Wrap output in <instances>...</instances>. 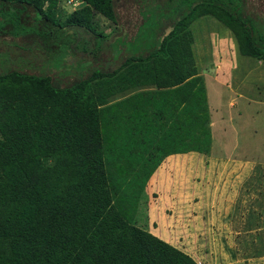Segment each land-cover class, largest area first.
Here are the masks:
<instances>
[{"label":"trees","instance_id":"1","mask_svg":"<svg viewBox=\"0 0 264 264\" xmlns=\"http://www.w3.org/2000/svg\"><path fill=\"white\" fill-rule=\"evenodd\" d=\"M68 1L0 0L1 34L33 30L49 40L42 74L14 67L13 52L0 51V264H200L131 222L115 204L103 110L118 106L113 154L127 192L155 151L210 140L203 85L177 96L172 90L182 91L212 66L197 60L193 23L217 19L233 33L242 56L264 61V21L257 29L243 0H177L166 35L156 32L141 52L117 51L115 40L112 66L93 68L105 41L91 50L83 36L110 37L98 28L96 15L117 22L118 0H80L72 10ZM29 9L46 31L23 23ZM156 13L158 20L164 16ZM80 46L94 56L78 57ZM52 68L61 76L73 69L80 74L61 85L47 73ZM140 94L142 100L124 106L123 98Z\"/></svg>","mask_w":264,"mask_h":264},{"label":"rangeland","instance_id":"2","mask_svg":"<svg viewBox=\"0 0 264 264\" xmlns=\"http://www.w3.org/2000/svg\"><path fill=\"white\" fill-rule=\"evenodd\" d=\"M157 1L166 5L158 7L154 0H118L117 22L96 15L98 28L110 37L83 36L89 39L91 50L105 41L93 68L112 66L115 45L111 44L116 41L117 51L141 52L151 46L156 32L161 37L169 32L173 20L167 15L178 8L177 0ZM73 6L69 3L70 10ZM242 8L260 28L264 0H243ZM156 11L164 15L159 20ZM22 15L29 29L45 30L32 9ZM139 30L143 33L137 36ZM192 30L197 60H209L212 66L182 91L172 90L177 96L203 85L210 140L181 151H155L138 183L126 192L113 154L112 118L118 106L110 104L103 110V128L114 202L131 222L148 228L200 264H264V61L242 56L233 33L215 18L198 19ZM47 41L33 30L17 36L0 33V51L13 52L14 67L21 64L24 67L19 69L42 74L39 68L49 53L45 51ZM82 48L78 57L94 56L84 54ZM47 73L61 85L80 74L73 69L70 75L61 76L53 68ZM144 97H125L124 106Z\"/></svg>","mask_w":264,"mask_h":264},{"label":"built area","instance_id":"3","mask_svg":"<svg viewBox=\"0 0 264 264\" xmlns=\"http://www.w3.org/2000/svg\"><path fill=\"white\" fill-rule=\"evenodd\" d=\"M78 0H69V3L73 4V5H77L78 4Z\"/></svg>","mask_w":264,"mask_h":264},{"label":"clouds","instance_id":"4","mask_svg":"<svg viewBox=\"0 0 264 264\" xmlns=\"http://www.w3.org/2000/svg\"><path fill=\"white\" fill-rule=\"evenodd\" d=\"M79 2H78V4L77 5H74L73 7H76V6H78V5H80L81 4V1L80 0H78ZM71 4V3H70ZM68 5H69V3H68Z\"/></svg>","mask_w":264,"mask_h":264}]
</instances>
